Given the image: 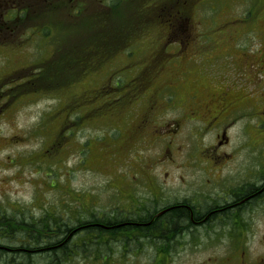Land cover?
<instances>
[{
	"label": "rangeland",
	"instance_id": "obj_1",
	"mask_svg": "<svg viewBox=\"0 0 264 264\" xmlns=\"http://www.w3.org/2000/svg\"><path fill=\"white\" fill-rule=\"evenodd\" d=\"M84 1L82 16L68 15L62 0H36L29 17L0 22L1 213L22 210L40 218L49 210L73 225L146 205L148 193L141 189L140 175L163 147L160 140L147 141V135L178 117L175 110L165 108L174 104L169 93L154 96L151 85L156 89L160 80L172 78L175 61H169L166 51L157 55L154 42L165 33L155 19L140 15L142 0H119L111 14L96 10L91 0ZM247 9V0L224 8L215 17L223 20L220 26L213 20L205 23L211 15L197 9L204 32L192 67L206 78L199 85L212 84L208 80H216L215 73L230 61L255 59L259 45L254 46L248 35L239 41L244 50H235L224 34L241 24ZM133 31L139 35L133 37L130 55L120 48ZM99 47L107 50L104 56L119 52L103 63L95 60ZM164 63L170 67L158 71ZM199 64L209 72L202 74ZM261 83L264 86V79ZM190 130L186 126L174 143L175 149L183 144L187 166L180 171L189 188ZM252 156L250 150L245 155L248 161L232 160L224 171L240 162L256 167ZM149 168L160 169L156 163ZM254 212L253 220L245 213L241 224L226 225L224 230L214 225L207 234L200 228L194 237L192 232L182 233L178 241L165 245L163 253L147 240L133 243L134 237L128 242L122 236L105 240L100 252L76 251L64 264H264V203Z\"/></svg>",
	"mask_w": 264,
	"mask_h": 264
},
{
	"label": "flooded vegetation",
	"instance_id": "obj_2",
	"mask_svg": "<svg viewBox=\"0 0 264 264\" xmlns=\"http://www.w3.org/2000/svg\"><path fill=\"white\" fill-rule=\"evenodd\" d=\"M62 1L68 15H84V0ZM67 1L71 4L69 5ZM91 1L95 3L96 10L111 14L119 0ZM142 1L144 5L140 15L155 19L161 32L165 33L161 37L159 35L158 40L154 42L157 55L166 51L171 55L169 61H175V65H172V78L167 80L159 78L160 82L156 89L151 85V92L154 96L158 93V97L162 92H168L167 96L173 99L174 104L165 108L175 110L178 117L173 119V123L164 122L160 126H155L147 135V141L160 140L163 147L156 155V160L148 165L150 167L153 164L154 168L156 163L160 169L148 167L149 169L143 170L140 175L141 189L148 193L146 205L142 208H140L142 205H139V208H125L128 210L121 214L112 213L110 223L94 220L88 225L105 227L113 232H126L131 238L133 237L131 233L137 231L130 229L131 226H154L158 223L160 227L156 228L155 233L158 239L166 237L178 241L182 233L192 232L194 237L199 228L207 231L204 232L207 234L214 225L224 230L226 225L241 224L245 213L252 216L253 220L254 211L264 203V86L261 83V79H264V0H247L248 9L240 18L241 24L224 33L229 36L230 42L227 43L235 50H244L239 47V41L244 35H248L254 46L259 45L256 48L255 59L239 63L228 62L222 66L223 69L215 73L216 80H208L212 84L205 85H199V81L206 78L200 76L192 67V59L200 48L204 32L200 27L204 19L198 17L196 11L200 8L211 15L205 18V23L213 20L220 22L217 23V26H220L223 20L216 21L215 17L224 8H232L238 0L227 3H224V0ZM35 2L36 0H0L1 12L6 6L0 22H4L6 16L18 19L24 14L30 16L31 12H34L31 5ZM206 2H209L208 6ZM216 46L217 43L214 42L213 50ZM129 54L131 55L132 51ZM246 55L251 58L249 54ZM186 59L191 60L190 63L182 61ZM199 65L202 67L200 69L202 74H205L203 70L209 72L207 67ZM169 67L164 63L158 71ZM186 126L191 127L189 138L192 140L190 188L189 180L180 171L187 166L183 161L185 158L182 152L183 144L174 148L176 139ZM186 140L185 138L183 143ZM235 142H239V145L237 146ZM250 150L256 167L240 162L239 165L224 171L232 160L241 158L248 161L245 155ZM134 178L137 179L138 176ZM181 186L184 187L183 190ZM142 201L144 202V199ZM134 209L137 213L132 211ZM178 211L188 213L189 221L181 224L182 218H178L177 224H181L179 226L182 233L167 234L169 217L177 215ZM138 214H141V217Z\"/></svg>",
	"mask_w": 264,
	"mask_h": 264
},
{
	"label": "trees",
	"instance_id": "obj_3",
	"mask_svg": "<svg viewBox=\"0 0 264 264\" xmlns=\"http://www.w3.org/2000/svg\"><path fill=\"white\" fill-rule=\"evenodd\" d=\"M14 19L19 20L17 17L12 18V20ZM80 59L86 61V58L81 57ZM17 211L19 214L0 212V264H64L77 252L86 253L93 250L100 252L105 249V247L102 248V245L107 244V239L110 241L112 239L119 240L120 236H124L123 240L128 242L131 239L126 232H113L105 227L98 228L95 225H88L94 220L110 223L109 220L112 217L105 219V217L94 216L91 221L80 220L72 225L64 216L49 210L44 212L40 218L28 216L22 210ZM140 215L138 214V216ZM178 218H182L180 223L183 224L189 221V214L178 211L177 215L169 217L167 234L178 230V226L181 225L177 224ZM154 226H131L130 229L137 230L132 242L147 240L156 245V249L163 253L167 250L165 245L172 244V242L166 237L158 239L155 233L156 228L160 226L158 223H155ZM1 240L3 241L1 242ZM108 256L105 255L106 258Z\"/></svg>",
	"mask_w": 264,
	"mask_h": 264
},
{
	"label": "bare ground",
	"instance_id": "obj_4",
	"mask_svg": "<svg viewBox=\"0 0 264 264\" xmlns=\"http://www.w3.org/2000/svg\"><path fill=\"white\" fill-rule=\"evenodd\" d=\"M173 232L176 233V234H181L182 233V229H181L180 226H178V230L173 231Z\"/></svg>",
	"mask_w": 264,
	"mask_h": 264
}]
</instances>
